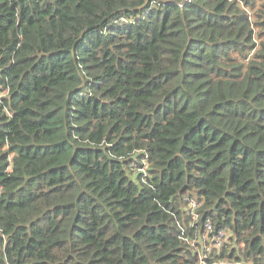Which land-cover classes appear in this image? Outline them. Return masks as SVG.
I'll list each match as a JSON object with an SVG mask.
<instances>
[{
	"label": "trees",
	"instance_id": "obj_1",
	"mask_svg": "<svg viewBox=\"0 0 264 264\" xmlns=\"http://www.w3.org/2000/svg\"><path fill=\"white\" fill-rule=\"evenodd\" d=\"M219 263L264 264V0H0V264Z\"/></svg>",
	"mask_w": 264,
	"mask_h": 264
},
{
	"label": "built area",
	"instance_id": "obj_2",
	"mask_svg": "<svg viewBox=\"0 0 264 264\" xmlns=\"http://www.w3.org/2000/svg\"><path fill=\"white\" fill-rule=\"evenodd\" d=\"M189 203H190V204H189V210H190V212H191V216L196 217V215L194 214V211H195V209L197 208V204H196L195 202H193V201H190ZM209 231H211V226H210V224L207 222V223H206V229H205V232L208 233ZM226 235H227V233L220 232V233L217 235L216 243H213V242H212V243H213V246H212L211 249L216 248V246L219 247V244H220L221 242L225 241V239H223V240H221V239L224 238ZM206 238H209V237H206V235H205L202 239H206ZM211 249L206 248V249H204V250H205V251H210ZM217 249H218V248H217ZM219 264H222V263H219Z\"/></svg>",
	"mask_w": 264,
	"mask_h": 264
},
{
	"label": "rangeland",
	"instance_id": "obj_3",
	"mask_svg": "<svg viewBox=\"0 0 264 264\" xmlns=\"http://www.w3.org/2000/svg\"><path fill=\"white\" fill-rule=\"evenodd\" d=\"M199 242H200V246H201L200 251H202L203 249H206V248L211 249L213 246L212 240L210 238L200 239ZM216 248H218V247L216 246ZM239 249H242V247H237V250H239Z\"/></svg>",
	"mask_w": 264,
	"mask_h": 264
}]
</instances>
